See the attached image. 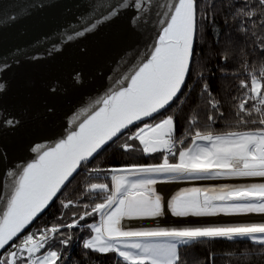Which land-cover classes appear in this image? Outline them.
Instances as JSON below:
<instances>
[{
	"label": "snow or ice",
	"instance_id": "1",
	"mask_svg": "<svg viewBox=\"0 0 264 264\" xmlns=\"http://www.w3.org/2000/svg\"><path fill=\"white\" fill-rule=\"evenodd\" d=\"M197 7V0L163 4L160 0H95L90 20L81 30L66 36L69 41L83 37L129 9L136 13L131 18L132 25L139 27L145 14L154 8L164 9L157 12L165 18L157 21L164 26L144 58L138 63L134 62L135 57L121 58L128 69L122 79H117L120 86L110 88L102 97L76 112L71 117L73 127L63 138L53 145L34 146L31 151L36 155L31 162L18 171L8 172V177L12 178L8 184L10 195L0 209V249H5L6 254L0 256V264H58L62 253L54 245L59 243L66 247L72 239L62 229L81 227L79 221L93 213H99L100 222L84 225L95 235L85 240L83 247L99 253H115L124 264H183L179 252L182 246L215 240L250 241L260 246L258 254H264V222L172 228L124 226L125 220L163 215L162 197L153 187L158 178H264V55L258 63L250 64L247 59L242 62L241 68L247 74L246 80H240L243 98L232 97L236 101L233 105L236 123L244 125L246 130L201 131L195 128L199 119L193 115L188 121L189 128H195L190 135L191 143L177 150V144L183 145L189 135L179 141L176 139L172 115L155 123L146 122V118L154 119L172 103L185 102L181 93L193 58ZM233 19L238 21L237 30L252 39L254 50L264 54V0L255 3L243 0L233 13ZM220 58L227 62L231 54L224 51ZM121 62L114 71L120 68ZM73 79L79 83L81 74L76 73ZM2 90L3 85H0ZM51 91L55 92L56 88ZM201 95L207 96V127L211 128L218 120L225 119V113L221 101L215 98L207 83ZM136 122L143 126H138L128 139L138 140L144 153H166L161 163L107 170L111 174V186L91 183L87 188V194H104L102 202L95 203L91 212L67 224L39 229V234L21 235L50 202L59 198L58 194H62L78 170L86 167L95 154ZM3 123L14 127L18 121L6 119ZM122 147L131 150L134 145L125 143ZM169 155L178 156L177 162H170ZM102 171L105 170H91L97 175ZM61 204L65 209L73 206L72 201H61ZM167 207L176 217L264 214V183L182 189L171 197ZM226 255L236 259L251 258L248 251L239 256L232 252ZM208 264H213L212 254Z\"/></svg>",
	"mask_w": 264,
	"mask_h": 264
},
{
	"label": "water",
	"instance_id": "2",
	"mask_svg": "<svg viewBox=\"0 0 264 264\" xmlns=\"http://www.w3.org/2000/svg\"><path fill=\"white\" fill-rule=\"evenodd\" d=\"M94 8L95 0H0V209L10 195L8 172L31 162L34 146L63 138L76 112L119 87L117 79L128 69L121 58L135 57L138 63L164 26L157 22L165 19L157 15L164 9L145 14L139 27L132 25L136 13L129 9L96 31L67 40L90 20ZM6 119L18 123L10 127Z\"/></svg>",
	"mask_w": 264,
	"mask_h": 264
},
{
	"label": "trees",
	"instance_id": "3",
	"mask_svg": "<svg viewBox=\"0 0 264 264\" xmlns=\"http://www.w3.org/2000/svg\"><path fill=\"white\" fill-rule=\"evenodd\" d=\"M242 2L243 0H197V33L193 42V58L181 93V98L185 102L180 105L174 102L166 110L155 115L154 119L146 118L147 123H155L168 115L174 117L176 139L179 141L186 134L189 135L188 139H184L183 145L177 146V150L190 145V135L194 133L195 128L201 131L211 130L214 133L246 130L244 125L236 123L233 115V105L236 101L232 97L243 98L240 80H246L247 74L241 68L242 62L247 59L250 64L258 63L264 54L258 49L254 50L252 39L246 38L237 30L238 21L233 19V13ZM255 2L256 0H253V3ZM224 51L231 54L227 62L220 58ZM204 83L208 84L215 98L221 101V109L225 113V119L218 120L211 128L207 127L202 117L203 109L207 108L205 103L207 96L201 95ZM193 115L198 117L199 123L190 129L188 121ZM142 125L141 122H136L135 125L129 126L123 134L114 138V142H109L95 154L86 167L78 170V174H74L71 182L62 190V194H58L59 198L54 199L21 235L31 232L39 234V229L53 224H67L85 212H91V207L95 203L102 202L104 194H87V188L91 183H108L111 186V174L107 170L160 163L166 153H144L138 140L128 139L138 126ZM125 143L134 147L125 150L122 147ZM177 157L169 155L168 158L176 162ZM92 169L105 171L97 175L91 172ZM61 201H72L73 206L65 209ZM85 204L89 207L84 208ZM98 218L99 213H93L79 221L81 227L62 229L65 235H71L72 239L66 247L59 243L54 245L62 253L58 264H124L115 253H99L83 247L85 240L92 236V231L84 225L96 223ZM15 242L19 243V240ZM244 251L251 253L250 259H236L226 255L232 252L239 256ZM259 251L260 246L253 245L250 241L225 240L205 241L182 246L179 250L183 264H208L210 254L213 257V264H264V254H258ZM5 254L6 250L0 249V256Z\"/></svg>",
	"mask_w": 264,
	"mask_h": 264
},
{
	"label": "bare ground",
	"instance_id": "4",
	"mask_svg": "<svg viewBox=\"0 0 264 264\" xmlns=\"http://www.w3.org/2000/svg\"><path fill=\"white\" fill-rule=\"evenodd\" d=\"M225 181L215 180V181H178L177 183L166 182L164 184H157L156 192L162 197L164 204L163 215L157 218H148V219H135V220H125L127 224L131 225V228H153L154 219H158V226L163 228H172V227H184L190 226L192 224L206 225V224H238V223H260L264 222V214H247V215H223L219 214L216 216L210 217H176L171 214V211L167 207V202L170 200V197L175 193V190L178 189V185H221ZM235 183V182H234ZM250 183H264V179H251ZM248 184L246 182H240L238 179L237 182L233 185Z\"/></svg>",
	"mask_w": 264,
	"mask_h": 264
},
{
	"label": "built area",
	"instance_id": "5",
	"mask_svg": "<svg viewBox=\"0 0 264 264\" xmlns=\"http://www.w3.org/2000/svg\"><path fill=\"white\" fill-rule=\"evenodd\" d=\"M209 115V109H208V107L207 108H205V109H203V112H202V117H203V120H204V122L206 123V125L208 124V121H207V116ZM177 146H179V143L177 144ZM177 160H178V157H177ZM254 178H257V177H254ZM254 178H252V179H254ZM210 179H219V180H225V183H221V185H219V187L220 186H223V185H233V184H235L236 182H237V180L238 179H240V182H246V183H250L251 182V178H225V177H213V178H209L208 180H210ZM188 180H191V181H199V179H173V180H162V181H157V183L158 184H164V183H166V182H169V183H177L178 181H188ZM235 182V183H234ZM156 183V184H157ZM156 184H155V186H156ZM180 186H182V187H185L186 185H180ZM188 186H191L190 184H188L186 187H188ZM192 186H197V185H192ZM199 187H207V186H202V185H199ZM154 221V220H153ZM154 225H153V228H157V227H160V226H158V224H159V221L157 220V221H154V223H153ZM124 226L126 227V228H131V225L130 224H127L126 222H124ZM150 228H152V227H150Z\"/></svg>",
	"mask_w": 264,
	"mask_h": 264
},
{
	"label": "rangeland",
	"instance_id": "6",
	"mask_svg": "<svg viewBox=\"0 0 264 264\" xmlns=\"http://www.w3.org/2000/svg\"><path fill=\"white\" fill-rule=\"evenodd\" d=\"M160 120H161V119H160ZM158 121H159V120H158ZM158 121H157V122H158ZM142 126H143V125H142ZM142 126H141V127H142ZM137 130H138V129H137ZM137 130H136V131H137ZM136 131H135V132H136ZM135 132H134V133H135ZM169 161H170V162H173L171 159H169ZM161 162H162V161H161ZM161 162H160V163H161ZM176 162H177V161H176ZM259 178H261V177H257V178H254V179H259ZM110 179H111V176H110ZM251 179H252V178H251ZM261 179H264V178H261ZM162 180H163V179H159V178H158L157 181H162ZM204 180H208V179H199V181H204ZM215 180H219V179H210L209 181H215ZM221 180H222V179H221ZM239 180H240V179H239ZM189 181H191V180H189ZM222 181H225V180H222ZM222 183H224V182H222ZM157 184H158V183H157ZM157 184H156V186H157ZM156 186H155V185L153 186L154 189H155V191H156ZM186 186H187V185H186ZM186 186H185V187H180V188H178V190H177L173 195H175L177 192H179V191L182 190V189H188V188H216V187H219V185H216V184H215V185H205V186H207V187H199V185H197V186H192V185H191V186H188V187H186ZM157 194H158V192H157ZM173 195H172V196H173ZM172 196H171V197H172ZM171 197H170V199H171ZM157 220H158V219H154V221H157ZM99 222H100V215H99V218H98V221L96 222V224H98ZM28 228H29V227H28ZM28 228H27V229H28ZM27 229H26V230H27ZM26 230H25V231H26ZM25 231H23V232H25ZM93 235H95V233L92 232V236H93ZM90 238H91V237H90ZM90 238H88V239H90ZM86 240H87V239H86Z\"/></svg>",
	"mask_w": 264,
	"mask_h": 264
}]
</instances>
